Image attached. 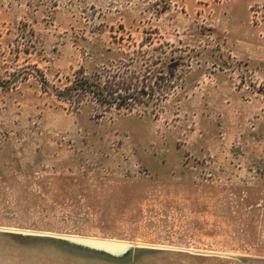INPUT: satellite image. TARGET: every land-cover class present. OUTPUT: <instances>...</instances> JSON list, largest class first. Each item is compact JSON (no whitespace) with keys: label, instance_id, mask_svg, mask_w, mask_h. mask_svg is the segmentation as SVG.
Wrapping results in <instances>:
<instances>
[{"label":"rangeland","instance_id":"374dc122","mask_svg":"<svg viewBox=\"0 0 264 264\" xmlns=\"http://www.w3.org/2000/svg\"><path fill=\"white\" fill-rule=\"evenodd\" d=\"M81 70L153 102L72 101ZM0 229L192 253L0 233V264H264V0H0Z\"/></svg>","mask_w":264,"mask_h":264},{"label":"trees","instance_id":"16d2710c","mask_svg":"<svg viewBox=\"0 0 264 264\" xmlns=\"http://www.w3.org/2000/svg\"><path fill=\"white\" fill-rule=\"evenodd\" d=\"M78 75L69 89L72 92V101L89 95L101 106L126 112L139 107L146 108L153 102L149 98L150 94L144 92L145 89L153 91L154 86L151 83H133V79L129 81L117 74L104 76L100 71L89 74L81 70ZM143 96L148 97L145 99Z\"/></svg>","mask_w":264,"mask_h":264},{"label":"water","instance_id":"95a60500","mask_svg":"<svg viewBox=\"0 0 264 264\" xmlns=\"http://www.w3.org/2000/svg\"><path fill=\"white\" fill-rule=\"evenodd\" d=\"M0 233L31 237V238L49 239L59 243H63L70 247H74L77 249H82L94 253H99L101 255L114 259L123 258L126 254L134 250L159 251V252L175 251V252L192 254L190 252L182 251V250H171L161 247L146 246L140 244L134 245L121 241L98 239V238H85V237H77V236L43 234V233H33L27 231H14V230H2V229H0Z\"/></svg>","mask_w":264,"mask_h":264}]
</instances>
